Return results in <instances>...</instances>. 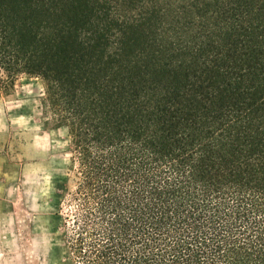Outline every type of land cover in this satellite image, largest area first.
Here are the masks:
<instances>
[{
    "label": "trees",
    "instance_id": "1",
    "mask_svg": "<svg viewBox=\"0 0 264 264\" xmlns=\"http://www.w3.org/2000/svg\"><path fill=\"white\" fill-rule=\"evenodd\" d=\"M22 77L66 131L69 264H264V0H0Z\"/></svg>",
    "mask_w": 264,
    "mask_h": 264
},
{
    "label": "rangeland",
    "instance_id": "2",
    "mask_svg": "<svg viewBox=\"0 0 264 264\" xmlns=\"http://www.w3.org/2000/svg\"><path fill=\"white\" fill-rule=\"evenodd\" d=\"M42 91L22 77L0 95V264H69L57 194L70 174L67 135L43 113Z\"/></svg>",
    "mask_w": 264,
    "mask_h": 264
}]
</instances>
